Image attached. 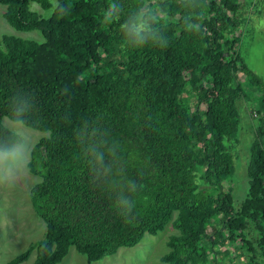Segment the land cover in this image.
Here are the masks:
<instances>
[{
    "label": "trees",
    "instance_id": "1",
    "mask_svg": "<svg viewBox=\"0 0 264 264\" xmlns=\"http://www.w3.org/2000/svg\"><path fill=\"white\" fill-rule=\"evenodd\" d=\"M246 1L121 0L116 20L108 16L112 0H0L13 27L43 35L0 34V119L23 88L38 101L33 128L48 132L29 165L42 178L30 197L45 236L8 264L35 249L31 264H58L71 246L90 264L170 221L177 232L164 262L224 264L219 254L246 249L247 264H264V83L240 49ZM138 7L156 14L166 48L127 44L120 24ZM243 95L253 99L258 122L248 192L236 207L224 184L236 168L227 142L237 138ZM85 121L107 130L125 178L137 184L130 220L87 166L75 136ZM251 223L262 259L246 237ZM227 243L233 250L222 251Z\"/></svg>",
    "mask_w": 264,
    "mask_h": 264
},
{
    "label": "rangeland",
    "instance_id": "2",
    "mask_svg": "<svg viewBox=\"0 0 264 264\" xmlns=\"http://www.w3.org/2000/svg\"><path fill=\"white\" fill-rule=\"evenodd\" d=\"M31 7L40 12L47 13L38 3L33 2ZM6 6L0 4V34H14L17 36L42 40L43 35L38 30H18L4 17ZM241 25L238 32L241 36L240 49L249 65L262 79L264 83V0H247L242 9ZM245 79L244 76H241ZM252 90V86H247ZM264 89V84H263ZM258 94L259 91H255ZM253 99L243 95L238 101L241 114L240 128L237 138L227 142L234 156L235 172L230 182H225V188H231L234 194L235 206L238 207L248 192V164L250 161V146L254 140L255 128L258 116L252 111ZM6 117V116H5ZM4 117V118H5ZM3 118V119H4ZM33 145L47 131L32 128ZM42 178L33 174L29 167L21 173L13 182L0 181V264H8L9 260L26 250L30 244L44 238L46 232L45 221L37 215L31 201L30 190L34 184ZM176 213H174L175 215ZM177 229L170 221L164 229L157 233L146 232L139 243L134 246H121L110 255L94 261L90 264H169L162 260V256L169 250L167 240L176 233ZM246 237L255 247L253 252L262 259L257 247L259 232L254 224L249 225ZM233 250L227 243L220 249ZM252 253V252H251ZM249 253V254H251ZM219 254L224 264H247L248 251L241 250ZM36 257V249L32 251L28 260L20 264H31ZM58 264H89L85 254L78 252L71 246L67 256Z\"/></svg>",
    "mask_w": 264,
    "mask_h": 264
},
{
    "label": "clouds",
    "instance_id": "3",
    "mask_svg": "<svg viewBox=\"0 0 264 264\" xmlns=\"http://www.w3.org/2000/svg\"><path fill=\"white\" fill-rule=\"evenodd\" d=\"M122 11L121 0H112L108 16L119 20ZM120 31L127 44L135 48H166L170 42L158 27L156 14L141 7L124 18ZM37 103L35 93L23 88L15 90L8 98L6 117L0 119V181L13 182L30 165L33 148L30 130L36 123ZM75 136L94 180L113 197L120 215L132 219L135 211L132 194L137 191V184L125 178L117 145L110 141L107 130L85 121Z\"/></svg>",
    "mask_w": 264,
    "mask_h": 264
}]
</instances>
